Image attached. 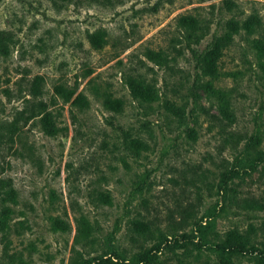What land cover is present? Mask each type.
Instances as JSON below:
<instances>
[{
    "label": "rangeland",
    "instance_id": "obj_1",
    "mask_svg": "<svg viewBox=\"0 0 264 264\" xmlns=\"http://www.w3.org/2000/svg\"><path fill=\"white\" fill-rule=\"evenodd\" d=\"M0 53V264H257L264 0H0ZM233 227L258 250L216 252Z\"/></svg>",
    "mask_w": 264,
    "mask_h": 264
},
{
    "label": "trees",
    "instance_id": "obj_2",
    "mask_svg": "<svg viewBox=\"0 0 264 264\" xmlns=\"http://www.w3.org/2000/svg\"><path fill=\"white\" fill-rule=\"evenodd\" d=\"M194 35H191L194 38V41H197L199 39L198 35H195V33H193ZM189 35V34H188ZM193 57L196 59L197 63L199 64V66L201 67V70L204 73H207L210 75V77L208 79H205L203 84V87L206 89H210L213 87V78L216 74V70H215V53L213 50L211 49H203V50H198V49H191ZM159 53V52H156ZM160 54V53H159ZM0 58H1V53H0ZM134 93L136 95H139L141 98H145V99H151L154 100L156 98H158L157 93L148 88L145 87L142 84H136L135 88L133 89ZM111 102H115L118 103L120 105V101L119 99H115V100H111ZM252 141H255V143H260L261 138L259 136V134H254V136H252L250 138ZM138 144H143L140 140L137 141ZM250 166L251 168H255L256 165L254 164L253 161H250ZM226 178V177H225ZM224 178V188L227 186V184L229 183V178L227 177L226 179ZM97 195L102 198L104 201H106L107 203L110 202V194L107 191H102L99 190L97 192ZM83 219V218H82ZM50 222H51V228L53 230H57L60 229L62 231H68L71 229L70 224L65 221L64 219H62L60 216H53L50 217ZM85 224V222H84ZM193 226H198L201 228V223L198 220H194L193 221ZM86 227L89 228V224H86ZM250 231H253V229L251 230V227L249 228ZM89 231V229H88ZM87 231V232H88ZM191 232H194V230H192ZM205 232V230H204ZM175 240L176 241H180L181 239L183 240H190V232H186L183 231L182 233L179 234H174L172 233ZM228 236L225 239H218L215 241H212L211 244L213 245V248L216 252L218 253H223V254H227L230 256H239V255H245L247 253H252L255 250H258V247L255 245V240L252 239L249 235L248 230L242 232L241 230H239L237 227H233L231 229H229L228 231ZM164 239L168 240L167 235H165V237H163ZM181 238V239H180ZM197 248L202 249L203 247L200 244H197ZM160 251V245H152V246H148V247H143L137 251H135L132 255L130 260H133L135 263H141V264H156L159 262V252ZM255 260L257 262V264H264V253L259 249V252L257 253V255L255 256ZM99 262H101L102 264H105L107 262H111L116 264L114 261L110 260V259H106V258H99ZM121 264H126L125 262V258H123V261H121ZM128 263V262H127Z\"/></svg>",
    "mask_w": 264,
    "mask_h": 264
}]
</instances>
